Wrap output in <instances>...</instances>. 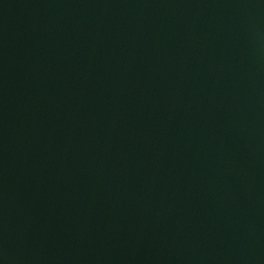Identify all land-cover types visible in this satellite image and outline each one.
<instances>
[{"label":"water","instance_id":"95a60500","mask_svg":"<svg viewBox=\"0 0 264 264\" xmlns=\"http://www.w3.org/2000/svg\"><path fill=\"white\" fill-rule=\"evenodd\" d=\"M0 264H264V0H0Z\"/></svg>","mask_w":264,"mask_h":264}]
</instances>
